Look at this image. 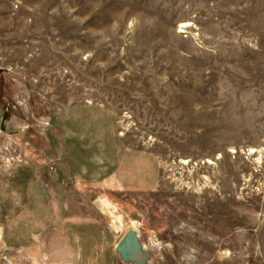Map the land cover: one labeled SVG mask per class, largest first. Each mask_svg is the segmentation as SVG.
Listing matches in <instances>:
<instances>
[{
	"label": "rangeland",
	"instance_id": "374dc122",
	"mask_svg": "<svg viewBox=\"0 0 264 264\" xmlns=\"http://www.w3.org/2000/svg\"><path fill=\"white\" fill-rule=\"evenodd\" d=\"M5 231L41 264H264V0H0L11 264Z\"/></svg>",
	"mask_w": 264,
	"mask_h": 264
},
{
	"label": "crops",
	"instance_id": "0c3cea01",
	"mask_svg": "<svg viewBox=\"0 0 264 264\" xmlns=\"http://www.w3.org/2000/svg\"><path fill=\"white\" fill-rule=\"evenodd\" d=\"M131 159L132 158H130V157H127L124 159V165L127 166L128 168H126V171L123 174V177L121 176L120 177L121 180H118V182L121 181L119 183H121L122 185H125L126 187H130V188L140 187V185H142V184L145 187L148 186V188L149 187L151 188L155 183V180H153V179L151 180V178L154 177L155 175L153 173L152 168L150 167V164H146L147 166H145V165L143 166L140 162V160L143 161V158L142 159L135 158V159H137V161H134V162H132ZM138 166H141L143 168L137 169ZM109 173H112V174H108L110 176H114V177L118 176V174H117V172H115V170H112ZM126 175L135 176L137 179L136 180L133 179L131 181L129 178H127ZM109 177H107L106 179L109 180ZM144 181H145V183H142ZM148 182H150L149 185L147 184ZM15 234H17V233H14V231H11L10 233H8L6 231L2 232V237L4 238L3 242L5 244V248H6V252H7V261L11 264H14L15 257L18 259V257L20 255H23L24 253L32 252L33 253V260L31 261V263L32 264H41L42 259L40 256V252L37 251V250H39V251L41 250L40 242L34 238V240L30 244H27V245H25L23 243H15L14 242L15 240L11 239L12 237L15 236ZM35 255H36V257H35ZM44 261L45 260H43V262ZM20 263L29 264L28 259H27V262L21 261ZM44 263L45 264H66L65 262H62L60 260H54V259L46 260V262H44ZM86 264H98L97 259H93L90 262L87 261Z\"/></svg>",
	"mask_w": 264,
	"mask_h": 264
},
{
	"label": "water",
	"instance_id": "95a60500",
	"mask_svg": "<svg viewBox=\"0 0 264 264\" xmlns=\"http://www.w3.org/2000/svg\"><path fill=\"white\" fill-rule=\"evenodd\" d=\"M116 252L121 255L124 260L138 259L144 262L147 253L142 250L140 244L139 233L132 229L127 231L116 245Z\"/></svg>",
	"mask_w": 264,
	"mask_h": 264
}]
</instances>
